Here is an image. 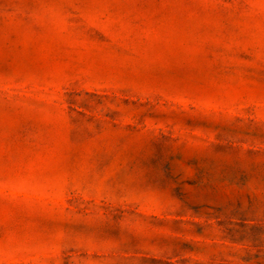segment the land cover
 Segmentation results:
<instances>
[{"label": "rangeland", "instance_id": "rangeland-1", "mask_svg": "<svg viewBox=\"0 0 264 264\" xmlns=\"http://www.w3.org/2000/svg\"><path fill=\"white\" fill-rule=\"evenodd\" d=\"M0 264H264V0H0Z\"/></svg>", "mask_w": 264, "mask_h": 264}]
</instances>
